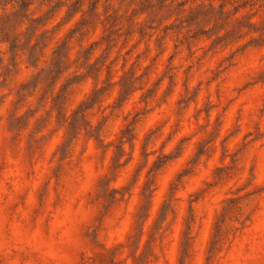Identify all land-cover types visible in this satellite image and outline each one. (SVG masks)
I'll use <instances>...</instances> for the list:
<instances>
[{"label":"clouds","instance_id":"clouds-1","mask_svg":"<svg viewBox=\"0 0 264 264\" xmlns=\"http://www.w3.org/2000/svg\"><path fill=\"white\" fill-rule=\"evenodd\" d=\"M0 264H264V0H0Z\"/></svg>","mask_w":264,"mask_h":264}]
</instances>
